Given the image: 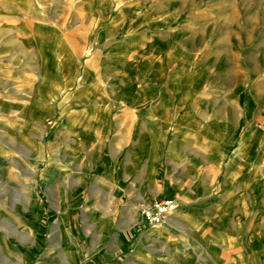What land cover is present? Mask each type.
<instances>
[{"label": "rangeland", "instance_id": "374dc122", "mask_svg": "<svg viewBox=\"0 0 264 264\" xmlns=\"http://www.w3.org/2000/svg\"><path fill=\"white\" fill-rule=\"evenodd\" d=\"M42 1L40 25L25 26L31 34L35 28L36 38L2 39L8 55L0 57V264H149L150 257L154 264H164L163 258L264 264V75L258 74L264 68V0ZM137 51L149 53V62L118 64L121 53ZM153 54L168 73L188 74L186 85L208 99L195 119L202 133L200 166L190 172L169 166L165 152L179 148L173 133L194 123L184 119L181 97L173 102L164 92L166 118L147 123L149 104L137 112V125L149 124L155 141L164 133L155 176L135 178L130 164L116 175L119 194L108 193L99 178L81 186L79 163L88 170L96 157L85 146L78 160L63 150L73 146L65 124L81 117L87 101L99 106L96 101L125 93L129 101L135 89L148 96L154 87L146 65ZM122 71L128 82H120ZM241 124L244 167L229 162L243 143ZM62 162L73 166L67 175L50 166ZM91 170L97 173V166ZM193 174L197 196L187 205L215 209L211 229L230 246L168 247L150 229L165 219H142L157 186L185 189L187 196Z\"/></svg>", "mask_w": 264, "mask_h": 264}, {"label": "crops", "instance_id": "0c3cea01", "mask_svg": "<svg viewBox=\"0 0 264 264\" xmlns=\"http://www.w3.org/2000/svg\"><path fill=\"white\" fill-rule=\"evenodd\" d=\"M78 1L81 5H86L90 0ZM97 1L100 2L101 5H105L106 3L105 0ZM42 2V0H0L1 58L8 55L6 54L8 52H3L4 43L2 39H7L8 37H13L15 39L36 38L35 28L33 34H31L26 32L25 26L27 22L31 21L34 27L40 25ZM65 5L70 6L71 4ZM9 33L10 35L8 36ZM153 44L155 45V43ZM185 50L186 49H184V51ZM161 55L164 56L163 53H161ZM119 58V65L129 64L135 65L136 67L137 64L142 62H149V53L138 54V51L137 54L129 55L121 53ZM159 60V57H155L153 54L151 65H146L150 69L149 86H152V88L154 87L149 90L148 96H141L140 92H137L135 89V95L133 99H129V101H127L128 98L126 93L122 94L120 99L114 96L104 97L100 101H96V103L100 104L99 106L90 105L92 102L87 101L89 106L82 110L81 117L77 116L72 119V122L65 124L66 139L67 141L72 139L73 146L70 147L67 145L63 150L69 152L72 158L78 160L77 156L81 155V146H85L88 148L91 156L93 154V156L96 157L94 158L95 164H90L88 170L83 169V162L79 163L80 172L76 175V180L81 186L99 178V184H105L103 187L108 193L115 194L117 192V194H119L120 189L116 180V175L118 177L122 172L121 168L128 167L130 164L137 168L133 175L135 178H137L138 173L140 174L142 172L145 173L143 175L148 180L155 176V169L158 165L159 158L163 155L161 145H163L164 133H159L160 142L155 141L154 130L147 123H153V120L156 118H166L164 114L167 109L164 106L169 103V99L164 96V92L169 93L171 101L173 102L176 101L174 99L181 97L182 100L179 104H183L184 119L195 124H193V126H185L173 133V137H175L174 141L179 144V148L177 149L178 151L173 147L165 152L168 158L167 160L169 161V166L177 165L180 167L179 169L189 172L194 171L197 166H200L201 157L199 144L201 142L202 133L197 127L198 123H196L195 119L203 108V105L208 103V99L200 92L196 94L194 90H190L189 86L186 85V81L189 78L188 74L179 70L168 73V71L164 69L165 66L163 64L162 67V65L157 63ZM160 66L162 69H159ZM115 71L117 72L116 67ZM262 71H264V68L258 71L261 77L264 75ZM119 75L121 76V83L128 82L127 78L121 80L124 75L128 76L125 71L119 72ZM133 77L136 78V75L131 76V78ZM135 86L138 87L137 82L134 83V87ZM145 104H149V107L144 113V119L147 123H145V127H139L137 125V112L139 106ZM244 128L245 126L241 124L239 128L243 142L241 148H237V150L234 151V155H232L233 158L231 157L229 161L230 164L235 163L238 166L241 162V166L243 167L246 165V155L244 156V154L238 153L244 151V137L246 135ZM239 129H235L232 132L233 137L238 135ZM210 138L211 137H207V139ZM213 139L214 138H211L212 141ZM216 139L217 136H215V140ZM157 144L160 145L158 146ZM261 150L264 153V147ZM59 164L60 163H55V165L50 166H52L55 171L60 173L64 172L63 174L66 175L69 172L64 170H71V167H73L67 162L66 164L64 162L62 165ZM95 166H97L98 171L94 174L91 169ZM196 180V174H193V176L189 178V183L193 184V186L189 191V193H191L187 196L182 195L185 189L173 193L164 192L163 188L156 187L152 200L147 203L150 204L161 199L172 198L176 202V209L166 217L164 223L150 229L156 237L160 238L168 247L172 248L180 247L186 242L190 247L200 246L199 244L209 247L212 244H218L220 242H222V245L225 247L230 246L229 244L227 245L226 239H218V235H214L213 233L215 232L214 229H211L214 225H212L209 218L216 214L217 211L215 209L203 208L201 205L197 207L187 205V199H196ZM115 195L113 196L115 197ZM131 208L136 209L138 207L134 205ZM144 230L145 229H142L141 231L144 232ZM133 246H136V244H133ZM140 255L143 256L142 253H139V256ZM150 258L149 264H154L155 258ZM160 262L164 264H175V262H171V260H167L166 258H163ZM223 262L224 260H221V263Z\"/></svg>", "mask_w": 264, "mask_h": 264}, {"label": "built area", "instance_id": "2783aa9c", "mask_svg": "<svg viewBox=\"0 0 264 264\" xmlns=\"http://www.w3.org/2000/svg\"><path fill=\"white\" fill-rule=\"evenodd\" d=\"M176 209L173 199H161L141 208L142 219L148 223H160Z\"/></svg>", "mask_w": 264, "mask_h": 264}]
</instances>
